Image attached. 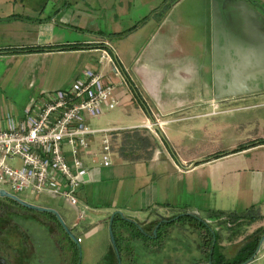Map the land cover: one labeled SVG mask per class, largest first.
Returning a JSON list of instances; mask_svg holds the SVG:
<instances>
[{"label":"crops","instance_id":"crops-1","mask_svg":"<svg viewBox=\"0 0 264 264\" xmlns=\"http://www.w3.org/2000/svg\"><path fill=\"white\" fill-rule=\"evenodd\" d=\"M9 2L11 0H1V9ZM207 2L203 41L199 45L190 40L188 13L178 14V19L172 20L169 11L158 19L156 6L152 3L149 14L134 20L127 17V4L119 0V10L127 17V23L123 24L118 12L111 28L105 30L99 26L90 28L85 22L96 17V10L111 9V0L29 3L30 8L39 11L40 15L36 17L26 10L25 13L0 11L1 23L22 21L26 24L21 28L27 34L32 32L31 27L36 28L35 36L11 53L14 57L20 54L25 58V72L39 70L50 79L47 87L30 95L22 113L41 92L69 87L87 68L97 66L102 46L108 47L121 71L116 73L111 67H105L116 84L115 96L119 104L113 109L104 106L103 114L119 107L116 118L104 126L89 123L93 128L117 129L109 135L111 166L99 167L93 162V158L100 160L104 135L98 133L88 137L89 154H83V159L90 172L79 190L85 216L78 218V204L72 206L75 211L72 225L65 222L76 237L81 238L78 242L73 240V264H139L136 256L142 249L151 256L158 255L159 249H167L147 243L159 238L151 236V229L161 223V231L172 220L176 221L168 225L177 226L186 220L182 215H199L205 220L201 216L205 213L209 225L219 221L211 217L219 212L239 214L241 221L249 213H255L264 220V131L219 151L188 153L185 150L187 136L194 135L196 140L204 138L203 122L221 116L222 111H217L220 102H245L237 108L223 110L226 115L231 113L230 117H236L234 121L238 118L254 120L256 114L253 111L264 108V91L219 102L214 99L212 0ZM72 7L76 9L72 11ZM256 9L264 17V10ZM69 29H73V39L67 37L65 31ZM108 35L117 38L118 48ZM142 36L146 37V42L136 48L135 42ZM27 48L46 49L28 51ZM93 52L98 56L94 65H89ZM55 55L73 56L71 73L55 69L49 76V69L47 71L42 59ZM30 87H34V82ZM8 112L0 106V113ZM155 121L159 128L149 129L147 124ZM197 160L200 161L192 166ZM57 221L60 225L56 228L57 233H66ZM111 226L115 244L109 238L104 246H101L102 242L91 241L100 232H108ZM180 227L181 236H186L188 242L187 249L192 244L193 226L185 222V226ZM141 244L146 247L142 248ZM68 261L63 256L61 263L71 264ZM151 261L171 264L166 258L158 262L152 258Z\"/></svg>","mask_w":264,"mask_h":264},{"label":"rangeland","instance_id":"rangeland-1","mask_svg":"<svg viewBox=\"0 0 264 264\" xmlns=\"http://www.w3.org/2000/svg\"><path fill=\"white\" fill-rule=\"evenodd\" d=\"M38 1L41 0H11V2L2 9L3 3H0V11L9 13H25L27 11L32 17H36L39 16L40 13L36 11L35 8H30L32 6L29 3L34 4V2L38 3ZM42 1V5H45L46 0ZM118 1L119 0H111L112 7L107 11L102 9L96 10V17L88 19L87 22L84 21L85 26L87 25L86 23H89L88 26H90V28L99 26L103 30L107 28L110 29L114 22L113 20L118 18V16H116L118 12L120 13L119 19L123 24H126L127 21H125V18L128 16L137 20L149 14L150 4L152 3L156 6L155 11L157 12L158 19L160 15H165V13L169 11L171 13L169 17H171L172 20L178 19V14L188 13L190 21L187 23L189 24L188 31L191 42L199 45L203 41L205 27L204 16L205 8L208 4L207 0H124L129 11L127 17L123 16L120 12ZM249 1H251L256 8L264 10V0ZM71 9L73 11L76 7H72ZM25 24L26 23L22 21H12L11 23L0 22V78L2 77L0 81V106L15 115L22 114L21 109L26 105L30 95H32L33 92L47 87L46 85H48L49 79L45 78L46 74L39 70L25 72V58L20 54H16L14 57V55H12L13 53H11L14 48L27 44L36 34L35 27H31L33 29H31L32 32H30V34L22 30L21 25ZM65 32L68 38L73 39V29H69V31ZM98 34L99 33H97V35ZM107 37H109L118 48L119 43L116 41L117 38L114 35H108ZM145 42V36L137 39L135 42L136 48H140ZM86 56H88V54ZM97 56L98 53L96 52L90 53L89 59L92 60V62L90 61L89 65H94ZM41 59L42 57H40V60ZM42 60L45 61L44 64L47 67V71L49 69V76L53 74L55 69H63L62 71H65V73H71L73 70V56L55 55L48 56ZM31 82H34V87L32 88L30 87ZM244 103L245 102H220V107L217 111H222L221 116L214 119L211 117L203 122V126L206 129L204 138L196 140L194 139V135L186 137L185 142L186 145H188L186 147L187 149H185L186 152L195 153L201 151V153H209L212 151H219L221 149H226V147L231 144L238 143L239 140L248 141L252 136L257 134L261 135L264 131V108L258 109L257 111L254 110L253 112H255L254 114H256V117L251 121H246L245 119L240 120V118L234 121L236 117H230L229 114L231 113H227L226 115L223 111L230 108H237L238 105L240 106ZM118 109L119 107L106 112V114L102 113L99 117H93L88 123L95 126L107 125L110 123V120L116 118ZM176 126L178 125H175V127ZM170 128L169 126L168 130H170ZM20 196L29 203L56 209L65 222L70 226L72 225L73 212L75 213V211H73V207L66 202L64 198L47 195H32L28 191L20 194ZM79 207L80 210H85L83 202L79 203ZM86 212H88V210H86ZM89 213L90 212H88V214ZM238 215L239 214H215L211 216L217 218L214 220H219L216 221L217 225L216 223L210 224L215 234V263L221 253L225 257V261H232L249 238L255 237L256 235H264L263 217L259 218L258 216L256 217L255 213H249L244 218L245 220L241 221ZM195 216L201 219L199 215ZM201 216L206 221V214L203 213ZM185 222L190 223L191 226H193L192 230H194V234L190 237V243L192 244L190 245L189 243L190 246H188L187 249L186 246L188 242L186 241V236H181L182 231L180 230V226H185ZM174 225L175 224L163 227L159 233L163 236L161 239L159 237L148 240L149 242H147H152L154 246L155 244H158L159 247L165 246L167 249L163 251L159 249L156 251L158 255L153 256L145 254L142 249V253L136 256V259L140 262L139 264H155L153 261L149 262L152 258H154L156 262L161 258H166L169 259L171 264H212V256L209 255L212 245L210 242L206 244L204 229L198 225V221L186 219L182 220L179 225ZM57 226L60 227L55 214L32 210L22 206L13 199L0 196V253L8 257L13 264H62L61 261L63 256L69 260L68 263L71 262V264H73V239L66 233H57ZM3 230H5L4 233H2ZM27 230H29L30 233L27 232ZM60 231L63 230L60 229ZM151 232V236L155 234L154 229H151ZM166 233L168 234L167 236ZM30 234L35 235V237L41 241V250H28L20 246V240L23 236L27 238L29 242L33 240ZM108 238L112 241L110 229L108 232H100L95 235L91 241L102 242L101 246H104ZM87 241L89 240L85 242ZM193 244H195V246ZM141 247L144 248L146 245L141 244ZM251 264H264V242Z\"/></svg>","mask_w":264,"mask_h":264},{"label":"built area","instance_id":"built-area-1","mask_svg":"<svg viewBox=\"0 0 264 264\" xmlns=\"http://www.w3.org/2000/svg\"><path fill=\"white\" fill-rule=\"evenodd\" d=\"M100 50L98 65L87 68L69 87L41 92L21 115L0 113V189L23 200L20 194L27 191L64 198L77 207L90 172L83 159L89 154V136L104 135L100 160L93 162L99 167L113 164L109 135L117 128H93L88 123L102 115L104 106L113 109L119 104L116 84L105 67L121 71L108 47ZM147 127L152 130L153 122ZM84 216L79 210L78 218Z\"/></svg>","mask_w":264,"mask_h":264},{"label":"water","instance_id":"water-1","mask_svg":"<svg viewBox=\"0 0 264 264\" xmlns=\"http://www.w3.org/2000/svg\"><path fill=\"white\" fill-rule=\"evenodd\" d=\"M235 15L237 30L229 28L226 16ZM212 66L214 99L235 98L264 91V17L247 0H212ZM154 127L159 128L158 122ZM195 161L192 166H195ZM0 196L15 200L29 209L55 214L65 232L75 241L78 238L65 223L60 213L50 207L29 203L20 197L0 189ZM161 223L154 229L155 236ZM115 244L113 227H110ZM264 242L261 237L256 252L239 264L251 263ZM0 264H12L0 254Z\"/></svg>","mask_w":264,"mask_h":264},{"label":"trees","instance_id":"trees-1","mask_svg":"<svg viewBox=\"0 0 264 264\" xmlns=\"http://www.w3.org/2000/svg\"><path fill=\"white\" fill-rule=\"evenodd\" d=\"M43 49H46V48H27L28 51L43 50ZM218 214L220 215V214H225V213L219 212ZM181 217H183L184 219H187V220H191V221L197 220L198 225H200V227L204 229L205 242H206V244L208 242H210L212 245V247L209 251V255L212 256V264H239V263L247 261L256 252L258 245H259V242H260L261 237H262V236L256 235L255 237L249 238V240L240 248V250L238 251V254L236 255V257L232 261H229V260L225 261V257L221 253L218 256V259L215 263L214 262V251H215L216 242L214 241L215 234L213 233L211 226L205 220H202V219L196 217L195 215H182ZM173 221L175 222L176 220H172V221L168 222L167 224H165V226H167L168 224L174 223ZM165 226H163V227H165ZM159 233H160V230L158 229L157 236L161 237L162 235H160ZM216 241H217V238H216Z\"/></svg>","mask_w":264,"mask_h":264},{"label":"flooded vegetation","instance_id":"flooded-vegetation-1","mask_svg":"<svg viewBox=\"0 0 264 264\" xmlns=\"http://www.w3.org/2000/svg\"><path fill=\"white\" fill-rule=\"evenodd\" d=\"M221 1H224V0H221ZM225 21L227 22V24H229L230 29L237 30L236 24L232 23V22H236L235 15L232 14L230 16H226ZM211 33H212V29H211ZM212 39H213V37H212ZM4 231L5 230H3L2 233H4ZM27 232L30 233L29 230H27ZM30 235L32 236L33 240L29 242V240L23 236V237H21V240H20V246H23L24 248H26L28 250H30V249L36 250V251L41 250L42 249L41 241H39L38 238L35 237V235H33V234H30ZM152 237H155V234L152 235ZM0 254H2V253H0ZM3 256H5V255H3ZM6 258L13 264V262L8 257H6Z\"/></svg>","mask_w":264,"mask_h":264}]
</instances>
